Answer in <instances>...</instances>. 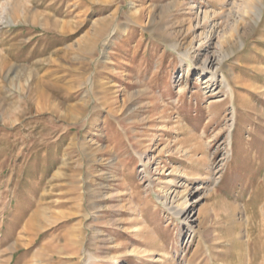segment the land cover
<instances>
[{
	"label": "rangeland",
	"instance_id": "374dc122",
	"mask_svg": "<svg viewBox=\"0 0 264 264\" xmlns=\"http://www.w3.org/2000/svg\"><path fill=\"white\" fill-rule=\"evenodd\" d=\"M0 264H264V0H0Z\"/></svg>",
	"mask_w": 264,
	"mask_h": 264
},
{
	"label": "bare ground",
	"instance_id": "6f19581e",
	"mask_svg": "<svg viewBox=\"0 0 264 264\" xmlns=\"http://www.w3.org/2000/svg\"><path fill=\"white\" fill-rule=\"evenodd\" d=\"M205 14V13H204ZM206 16V15H205ZM202 70H208V67H207V64H206V62H204L203 64H202V68H201ZM234 110H235V108H234ZM234 115V114H233ZM186 193H189V191L188 192H186ZM187 196L188 195H183L182 196V198H183V200H184V202L186 203L187 202V200H188V198H187ZM177 215H179L178 213H176ZM185 223H188V222H185ZM166 261H168L167 259H166Z\"/></svg>",
	"mask_w": 264,
	"mask_h": 264
}]
</instances>
